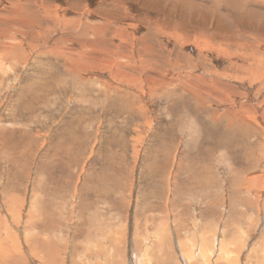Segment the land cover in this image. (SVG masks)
Masks as SVG:
<instances>
[{
    "label": "rangeland",
    "instance_id": "374dc122",
    "mask_svg": "<svg viewBox=\"0 0 264 264\" xmlns=\"http://www.w3.org/2000/svg\"><path fill=\"white\" fill-rule=\"evenodd\" d=\"M0 52V237L139 264L168 223L264 264V0H0Z\"/></svg>",
    "mask_w": 264,
    "mask_h": 264
},
{
    "label": "bare ground",
    "instance_id": "6f19581e",
    "mask_svg": "<svg viewBox=\"0 0 264 264\" xmlns=\"http://www.w3.org/2000/svg\"><path fill=\"white\" fill-rule=\"evenodd\" d=\"M201 4H205L203 1L199 2ZM81 22V21H80ZM25 26V25H24ZM85 29L82 31H87L86 26L84 27ZM96 29V28H95ZM97 30V29H96ZM99 32V31H98ZM157 33V32H156ZM82 34V33H80ZM100 34V32H99ZM84 35V34H83ZM86 36V35H85ZM100 36V35H99ZM98 36V37H99ZM97 38V37H94ZM102 38V37H101ZM152 38V37H151ZM103 39V38H102ZM97 41V40H96ZM103 41V40H102ZM104 42V41H103ZM14 45V44H13ZM9 50V49H8ZM50 49H48L49 52ZM56 50V49H55ZM2 52H0V67H5L6 65L3 63V55L1 54ZM14 52H12V49L9 50V56L14 55ZM42 53V52H41ZM89 53V52H88ZM22 54V53H21ZM83 54V53H80ZM18 55V54H17ZM28 55V54H26ZM85 55V54H84ZM21 56V55H20ZM83 55H80L79 58L75 59L76 61L79 60V63H77V67L78 69H84L87 65H89V63L91 65V62H88L86 60H82ZM3 58V59H2ZM7 58V57H5ZM66 58V56H65ZM22 59V58H21ZM92 59H94V61H96V59L93 57ZM67 60L69 62H71L72 64H76V61H72V59H70L69 57H67ZM97 62V61H96ZM108 62V61H107ZM255 62V61H254ZM260 62L264 63V60H260ZM88 63V64H87ZM112 64V63H111ZM253 65V63H251ZM109 65V64H108ZM251 65V66H252ZM28 66V65H27ZM76 66V65H75ZM74 66V67H75ZM98 67V66H97ZM197 68V67H196ZM3 69V68H2ZM88 69V68H87ZM254 69V66H253ZM69 70V68H68ZM4 71V70H3ZM72 71V70H70ZM76 71V70H75ZM87 74V73H86ZM135 75V74H134ZM92 76V75H91ZM241 77V76H240ZM215 78V77H214ZM83 79V78H82ZM84 81L86 80V85L88 86H97L99 90H103L104 92L106 90H114L109 84H107V82H104L102 80H93L91 78L89 79H83ZM81 80V81H83ZM205 81V80H204ZM170 83V82H169ZM213 83V82H212ZM114 87V86H113ZM117 87V86H116ZM215 88V87H214ZM118 89V88H117ZM117 91V90H116ZM205 91V90H204ZM107 93V92H106ZM115 93V92H114ZM207 93V92H206ZM237 114V113H236ZM235 116H238L235 115ZM243 117V116H242ZM236 118V117H235ZM246 118V117H245ZM243 119V118H242ZM243 121V120H242ZM238 122V121H237ZM243 123V122H242ZM245 123V122H244ZM247 123V122H246ZM240 124V123H239ZM243 126V124H242ZM248 126V125H247ZM245 127V126H244ZM240 128V127H239ZM242 128V127H241ZM230 129V128H229ZM235 130V129H234ZM233 134V133H232ZM99 142V141H98ZM2 182V181H1ZM5 191V190H4ZM4 194V193H3ZM2 195V194H1ZM9 195V194H6ZM1 197V196H0ZM3 197V196H2ZM5 197V196H4ZM7 197V196H6ZM1 199V198H0ZM11 199V197H10ZM17 200V199H16ZM8 202L11 200H7ZM6 201V202H7ZM7 202V203H8ZM14 202V201H13ZM22 202V201H21ZM46 203V202H45ZM16 204V203H15ZM7 205V204H6ZM8 209L10 210L12 207V204L7 205ZM7 209V208H6ZM30 211V210H29ZM5 212V211H4ZM8 212V211H7ZM10 212V211H9ZM20 212V211H19ZM19 212H15L16 216L17 213L19 214ZM28 213V212H27ZM15 216V218H16ZM5 217V216H4ZM3 217V218H4ZM11 217V216H9ZM12 219V218H11ZM6 220V219H4ZM3 220V221H4ZM168 220V219H167ZM12 221V220H11ZM19 221V220H18ZM8 222V221H7ZM6 222V223H7ZM10 222V221H9ZM14 222V221H13ZM20 222V221H19ZM25 223V222H24ZM5 224V223H4ZM3 224V225H4ZM27 224V223H26ZM159 224H161L159 226ZM158 224V230L155 232V238H153V240L151 241V239L147 238L144 239L143 241V246H142V253H140V259H137V262L139 264H218L217 261V256L221 255L222 257L224 255H226L228 253V246L231 245L232 243H236V239L234 238V240L232 239L230 242H220L218 243V238L215 240L216 243H218L217 245L215 244V242L209 243V241H207L206 239L201 237H198V239H196V236L192 235L193 238L190 239H180L177 241L172 237V232H174L173 226L168 225V223H159ZM11 225V224H10ZM21 225V224H20ZM24 225V224H23ZM2 226V225H1ZM8 226V225H5ZM34 226V225H33ZM3 227V226H2ZM0 227V228H2ZM10 227V226H9ZM14 227V226H13ZM31 227V226H30ZM128 227V226H127ZM150 227V226H149ZM12 228V227H11ZM28 228V227H27ZM32 228V227H31ZM29 228V229H31ZM3 229V228H2ZM1 229V230H2ZM7 230V228H4ZM131 229V228H130ZM26 230V229H25ZM32 230V229H31ZM14 231V230H13ZM17 231V230H16ZM3 232V231H2ZM0 231V233H2ZM41 232H37L36 236H30L27 234L26 231L23 232V237L20 238L18 234L12 232L10 230V228H8V235L6 236H1L0 237V243H2V245H0V264H107V261L111 264H121V258L117 260V258H113L111 257L110 260L108 258V256L106 257L105 253V257L102 260L101 257L100 258H96L94 257L96 253L89 255V257H87L86 255L84 256V258H81V255L79 256V258L82 259V261H77L74 258L71 257L72 254V250H71V254L68 252H62L60 253L59 251L60 246L58 244L54 245L52 243L55 242V239L53 240L52 238H50V236H46V237H42ZM114 233V232H113ZM128 233V232H127ZM130 234L132 236H134V231L133 229L131 230ZM194 234V233H193ZM203 234V233H202ZM201 234V235H202ZM3 235V234H2ZM47 235H49L47 233ZM126 236V235H125ZM116 238V237H115ZM133 238V237H132ZM137 238V237H136ZM201 238V239H200ZM212 239V238H211ZM24 240V241H23ZM140 240V239H138ZM137 240V241H138ZM233 241V242H232ZM25 242V243H24ZM127 242V241H126ZM56 243V242H55ZM104 243V242H103ZM115 243V242H114ZM168 243V245H167ZM240 243V242H239ZM27 245V246H24ZM51 244V251L49 253V251H47L50 247ZM113 244V243H112ZM138 244V243H137ZM229 244V245H228ZM58 245V248H57ZM66 245V244H65ZM252 245V244H251ZM54 246V247H53ZM137 246V245H136ZM136 246L135 244L133 245L131 242V249H130V254L127 255V259L128 261L131 262H125V264H136V262H133L132 260L135 259V256L137 255L136 253ZM245 245L243 244L242 247H244ZM113 247V246H112ZM69 248V247H68ZM114 249L117 247H113ZM112 248V249H113ZM66 249V248H65ZM97 249V248H96ZM113 249V250H114ZM93 250V249H92ZM116 250V249H115ZM120 250V249H119ZM243 250V248H242ZM252 250V248H251ZM115 252V251H114ZM112 253V252H110ZM179 255H177V254ZM230 253V251H229ZM233 253V252H232ZM250 247L248 248V254H250ZM114 254V253H113ZM93 255L92 258H90V256ZM109 255V254H108ZM119 255V254H118ZM139 255V254H138ZM233 255V254H230ZM120 256V255H119ZM251 256L252 254H250V256L247 255V257L242 256V251L240 250V253L237 255L236 258H228L229 260L225 263V264H250L251 262ZM228 257V256H227ZM36 258L37 260L39 259V262L35 261ZM105 258L107 260H105ZM264 258V257H263ZM75 259V260H74ZM116 259V260H115ZM248 259V260H247ZM261 259V258H260ZM227 260V258H226ZM247 260V261H246ZM102 261H106V263H103ZM149 261V262H148ZM254 262V261H253ZM252 262V264H253ZM260 261H258L257 263H259ZM263 263V262H262ZM124 264V263H123ZM219 264H222L221 261Z\"/></svg>",
    "mask_w": 264,
    "mask_h": 264
}]
</instances>
